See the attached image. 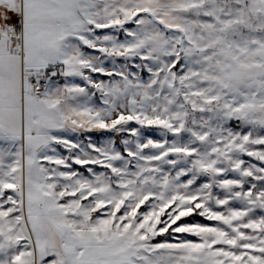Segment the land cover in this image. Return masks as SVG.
<instances>
[{
	"label": "snow or ice",
	"instance_id": "obj_1",
	"mask_svg": "<svg viewBox=\"0 0 264 264\" xmlns=\"http://www.w3.org/2000/svg\"><path fill=\"white\" fill-rule=\"evenodd\" d=\"M0 264H264V0H0Z\"/></svg>",
	"mask_w": 264,
	"mask_h": 264
}]
</instances>
